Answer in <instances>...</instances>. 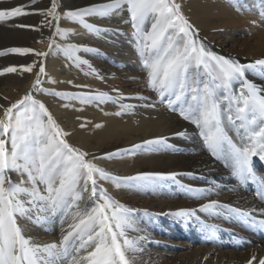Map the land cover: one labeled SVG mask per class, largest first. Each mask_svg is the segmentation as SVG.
Listing matches in <instances>:
<instances>
[{
  "label": "snow or ice",
  "instance_id": "obj_1",
  "mask_svg": "<svg viewBox=\"0 0 264 264\" xmlns=\"http://www.w3.org/2000/svg\"><path fill=\"white\" fill-rule=\"evenodd\" d=\"M231 2L238 5V0ZM123 5L130 15L137 52L147 71L148 87L158 94L160 103H166L172 111L177 110L174 105L179 102V114L200 129L204 145L213 157L225 161L241 184L258 183L257 194L264 199V180L253 170L254 158L264 161V89L246 78L248 70L264 76V58L243 64L208 50L175 0H109L106 4L68 10L63 16L99 34L104 29L87 23L85 17H107ZM57 9V0H52L51 7L40 12L45 16L43 26L51 27L52 21H59L61 14ZM28 14L24 6L3 8L0 22ZM260 19L264 22V7ZM12 27L34 28L25 24ZM56 35H63L58 27L53 33ZM47 39L51 48L52 37ZM76 50L74 45L65 48L69 57ZM7 53H32L39 58L47 55L45 51L29 47H9L0 51V56ZM35 68L38 71L33 72ZM17 72V66L0 69V75ZM19 73H33L35 79L19 99L9 102L8 106L0 104V264H65V261L67 264H135V254L142 251L139 241L146 239L128 236L129 230H139L132 215L135 210L114 199L98 181H111L117 188L156 191L165 186L161 180L174 179L177 173L138 172L120 177L98 166L94 163L98 157L89 158L88 152L68 142L70 133L60 127L33 93L44 92L81 104L112 98L107 93L73 95L45 90L40 87L45 74L43 61L19 66ZM233 81L242 82L239 94L233 89ZM113 91L118 92V89ZM128 107L121 105L122 109ZM228 126L235 129L239 143L229 135ZM160 147L172 146L165 137H158L131 148L117 149L103 158L135 154L146 148L156 151ZM11 172L18 173L22 179L14 182L9 175ZM187 190L197 197L204 195L203 191ZM224 208L254 229H264V218L257 219L254 210L244 211L210 200L201 204L199 211L212 216L220 215L219 210ZM174 215L187 218L195 216L196 210L180 209ZM22 218L38 225L59 218V240L40 242L27 235V228L19 222ZM214 236L215 226H211L208 238ZM254 262L264 264V257L257 259L253 253L246 264Z\"/></svg>",
  "mask_w": 264,
  "mask_h": 264
},
{
  "label": "bare ground",
  "instance_id": "obj_2",
  "mask_svg": "<svg viewBox=\"0 0 264 264\" xmlns=\"http://www.w3.org/2000/svg\"><path fill=\"white\" fill-rule=\"evenodd\" d=\"M175 2L181 5V12L208 50L243 64L264 58V22L260 19L264 0H238V5L231 0ZM113 15L85 17L87 23L104 29L99 34L70 23L73 29L56 35L54 40L64 50L68 45L77 46L71 57L73 65L65 61L61 52H54L48 56L45 70L57 86L73 85L75 90H82L84 86L89 92L102 91L119 96L120 101L127 103L137 116L138 124L133 127L131 123L123 124L113 115L104 119L97 113L95 117L105 121L103 132L97 139L90 140L82 135L75 142L67 139L74 147L88 152L89 158L98 157L94 163L120 177L138 172L177 173L174 179L161 180L160 183L165 186L156 191L117 188L111 181H98L114 199L135 210L132 215L139 230H129L128 236L131 239L146 237L139 241L142 251L135 254V264H246L253 253L257 259L264 257V229H254L234 214L230 215L228 208L220 209V215L212 216L199 211L201 204L215 200L231 208L254 210L253 215L262 219L264 199L253 194L252 181L241 184L225 161L213 157L204 145L200 129L179 114V102L174 105L176 111L170 110L166 103H160L158 94L148 87L147 71L137 52L130 19H115ZM254 20L257 22L255 25L251 23ZM43 49V46L37 48L40 51ZM246 78L264 89V76L256 71L248 70ZM126 82L132 85L124 87ZM241 83L233 81L236 94H239ZM31 84L32 79L18 95L7 92L11 100L8 102L19 99ZM131 88L133 90L128 92ZM113 89H118V92ZM40 100L47 107L48 99ZM57 103L60 106L69 105L60 113L55 112L58 108L51 111L48 107L56 122L66 131L64 125L68 118L65 114L69 108L77 107L79 102L60 99ZM107 108L111 113L116 110L113 103ZM181 132L184 135H177ZM228 132L239 143L235 129L228 126ZM158 137H165L172 147H160L154 152L137 151L127 165L116 158H103L117 149L131 148L134 144ZM255 160L257 163L253 162V170L264 172V161L258 157ZM258 170L254 172L257 174ZM13 181L19 182L20 179L16 177ZM187 189L203 191L204 195L194 196ZM180 209H194L196 215L187 218L174 215ZM19 222L27 228V235L40 242L58 241L60 238L59 218L44 225L28 218ZM206 225L209 227L206 228ZM211 226H215V236L209 239Z\"/></svg>",
  "mask_w": 264,
  "mask_h": 264
},
{
  "label": "rangeland",
  "instance_id": "obj_3",
  "mask_svg": "<svg viewBox=\"0 0 264 264\" xmlns=\"http://www.w3.org/2000/svg\"><path fill=\"white\" fill-rule=\"evenodd\" d=\"M108 2L109 0H57V11L61 14V18L59 19V21H52V26L47 27L42 25V21L45 20V16L41 15L40 12L50 8L52 0H36L35 3H32V0H0V9L11 8L15 6H24L25 11L29 13L28 15L17 17L9 21L0 22V51H3L4 49L9 47H29L37 49L38 47L43 46V51L47 53V55L42 58L36 57L32 53L24 55L18 53H7L4 56H0V69H3L7 66L18 67L17 73H8L0 75V104L8 106V101L10 100V98L6 95L7 92H9L11 95H18V92L24 90V87L29 84L30 79H32V82L34 81L35 77L33 73H23V75H21L19 73V66L27 65L29 63H32L33 61H36L37 63L43 61L46 69V67H48L47 58L50 54H53L54 52H61L62 56L65 58V61L73 65L71 57L66 54L62 46L54 40L55 36H53V33L56 31L57 27L62 30V32L68 33L73 29V27L69 25L70 23L79 24L64 17V12L68 10H75L77 8H85L93 4H106ZM113 17L115 19H130V15L127 11V6L123 5L118 11L114 12ZM48 19L51 20V17H48ZM14 24L31 25L34 26V28H39L40 30L36 31L34 30V28L31 27H12V25ZM48 37H52L53 40V44L50 48V51L48 46ZM35 71H38V68H35L33 70V72ZM41 79L43 83L40 85V87L44 88L49 92L55 91L61 93H69L73 95L81 93H90L93 95L97 93H106L102 91L89 92L84 86L82 90L72 89V87H74L73 85L57 86L54 82V78L46 75V70L45 74L41 77ZM130 85H132L131 82H126L124 87L128 88ZM131 90H133V88L129 89L128 92H130ZM27 91L28 90H26L25 93ZM33 94L38 99H48L47 108L49 107L51 111H54L56 110V108H58L55 111L58 113H60L61 109L64 110L67 109V107H64L62 105L60 106L57 103V100L61 99L65 102L70 101L64 100L55 95L45 94L44 92H34ZM107 94L112 99L106 100L105 102L93 101L92 103L81 104L79 101L75 100L79 102V105L74 108H69V112L65 114L68 120L65 121L64 126L67 127L66 132L70 133L67 139H70V141L75 142L79 138H81V135L82 137L88 138L90 140L97 139L98 135L103 132V127L105 124L104 120H100L95 117L97 113H99L104 119L109 118L113 115L121 119V122L123 124L127 125L128 123H131L133 127L138 124V122L136 121L137 116L132 111V109H130L129 107L127 109L121 108V105L129 106L127 103H122V101H120L122 100L121 97L110 93ZM110 103H113L116 106V110L113 113L109 112V109L107 108ZM117 112H121L122 114L119 116L115 115V113ZM225 122L227 124V121ZM81 124L84 125L83 128L80 127ZM98 124L101 126L96 127V125ZM76 133L80 135H77ZM145 151L154 152L152 150H147V148L145 149ZM133 157L134 154H129L114 158L118 159L122 164L127 165L130 164V159H132ZM255 159L256 158L253 159V162L257 163V160ZM256 170L258 169H254V171ZM9 175L11 176L12 180L16 177H18L20 180L22 179V177L16 172H11L9 173ZM259 175V179L264 180V172H262L261 169H259L256 174L257 177ZM251 188L253 194H257L260 190V185L258 183L252 182Z\"/></svg>",
  "mask_w": 264,
  "mask_h": 264
}]
</instances>
